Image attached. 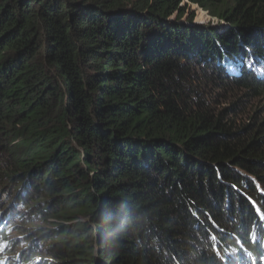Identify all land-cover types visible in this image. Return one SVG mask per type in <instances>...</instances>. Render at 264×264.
I'll use <instances>...</instances> for the list:
<instances>
[{
    "label": "trees",
    "instance_id": "1",
    "mask_svg": "<svg viewBox=\"0 0 264 264\" xmlns=\"http://www.w3.org/2000/svg\"><path fill=\"white\" fill-rule=\"evenodd\" d=\"M0 264H264V0H0Z\"/></svg>",
    "mask_w": 264,
    "mask_h": 264
},
{
    "label": "rangeland",
    "instance_id": "2",
    "mask_svg": "<svg viewBox=\"0 0 264 264\" xmlns=\"http://www.w3.org/2000/svg\"><path fill=\"white\" fill-rule=\"evenodd\" d=\"M183 10H186V14L183 16V19H182V22H181V19L178 21V24H176V26L180 28H184V27H187L189 29H193V28H196V31H198L199 29H203L204 31H219V30H223V28H210V27H213L215 26L217 23H219V20L216 18L215 22L213 24H199L198 22L196 23V12L195 10H193V8H191L190 5H187V4H184L183 5ZM193 15V16H192ZM192 16V17H191ZM192 18L193 20H195V24H191V22H194L192 21ZM190 20V21H189ZM217 22V23H216ZM183 30V29H181ZM187 31L190 32V30L186 29ZM16 235V232H14L12 235H11V238H14ZM16 242H17V248H14L15 251H18L19 248L20 250H24L27 248L28 244H25L23 241H22V238H17L16 239Z\"/></svg>",
    "mask_w": 264,
    "mask_h": 264
},
{
    "label": "water",
    "instance_id": "3",
    "mask_svg": "<svg viewBox=\"0 0 264 264\" xmlns=\"http://www.w3.org/2000/svg\"><path fill=\"white\" fill-rule=\"evenodd\" d=\"M192 21H194V22H191V24H195V20H192ZM217 23V22H216ZM228 26L227 25H225L222 21H219V23H217L215 26H213V27H210V28H227Z\"/></svg>",
    "mask_w": 264,
    "mask_h": 264
}]
</instances>
